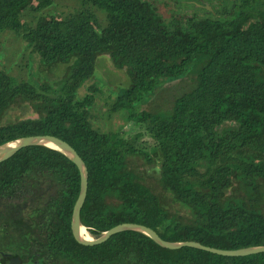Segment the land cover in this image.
Wrapping results in <instances>:
<instances>
[{
	"label": "trees",
	"instance_id": "16d2710c",
	"mask_svg": "<svg viewBox=\"0 0 264 264\" xmlns=\"http://www.w3.org/2000/svg\"><path fill=\"white\" fill-rule=\"evenodd\" d=\"M58 1L0 0V33L29 48L26 77L0 67V143L48 133L75 148L88 170L80 220L92 236L132 221L169 240L264 244V0L169 19L149 0H64L72 9L63 14L49 10ZM101 55L125 69L127 84L111 92L97 83ZM58 63L65 69L53 78ZM26 181L54 189L46 220L86 262L264 264V251L168 248L132 229L79 243L70 226L79 171L57 147L27 145L0 161V195Z\"/></svg>",
	"mask_w": 264,
	"mask_h": 264
},
{
	"label": "flooded vegetation",
	"instance_id": "af4514ba",
	"mask_svg": "<svg viewBox=\"0 0 264 264\" xmlns=\"http://www.w3.org/2000/svg\"><path fill=\"white\" fill-rule=\"evenodd\" d=\"M45 185L26 181L12 193L0 195V264H96L86 262L84 253H70L68 237L60 236L58 230L54 235L46 220L47 201L54 189Z\"/></svg>",
	"mask_w": 264,
	"mask_h": 264
},
{
	"label": "rangeland",
	"instance_id": "374dc122",
	"mask_svg": "<svg viewBox=\"0 0 264 264\" xmlns=\"http://www.w3.org/2000/svg\"><path fill=\"white\" fill-rule=\"evenodd\" d=\"M153 5H155L159 12L165 19H169L171 13L173 12L176 16H181L184 13H197L200 15L206 14L209 12L208 7L212 6H223L230 3L231 0H149ZM72 9L71 4L65 2L64 0H59L55 4L52 5L51 9L53 12L63 14ZM45 13H47L45 11ZM29 52V48L26 47L25 41L19 37L15 36L10 32H1L0 33V67L11 68V72L17 75H21L22 77H26V69L23 67V58L25 54ZM34 57L37 58V54L34 53ZM24 69V70H23ZM65 69V63H58L54 73L52 74L53 78L59 77ZM46 74V72H43ZM96 79L97 83H101L102 88L107 90L109 87V91L112 92V87L114 88L117 84H127L129 82V78L126 74L124 68L114 67L108 57L106 55H101L96 59ZM179 83L182 85H187V83H191V79L188 76L187 79L176 80L170 82L172 87H168L166 90L158 89L159 96L158 98L169 99L172 97L177 91V86ZM160 90V91H159ZM110 92V93H111ZM25 110V109H23ZM34 113H26V115ZM8 117L13 114L9 112ZM121 130H123V135L125 137H133L137 128L133 127L130 123L124 122L121 126ZM151 177V176H150ZM150 180V179H149ZM161 232L168 233V230L164 226L159 227Z\"/></svg>",
	"mask_w": 264,
	"mask_h": 264
},
{
	"label": "water",
	"instance_id": "95a60500",
	"mask_svg": "<svg viewBox=\"0 0 264 264\" xmlns=\"http://www.w3.org/2000/svg\"><path fill=\"white\" fill-rule=\"evenodd\" d=\"M46 145L49 147H57L60 149L78 168L79 171V192L74 202L70 226L71 231L75 239L83 244H97L102 241H105L111 234L126 230H138L144 232L150 236L156 243L163 247L168 248H179L184 245L194 246L202 248L211 252L224 254V255H246L256 252L264 251V244L249 245L238 248H219L210 245H205L196 240H169L163 238L157 230L154 228L145 225L143 223L132 222V221H123L119 222L108 229L102 231L98 236H92L87 233L85 226L81 223L80 220V209L84 202L88 184V170L85 164V161L78 154L75 148L66 140L60 138L59 136L53 134H31L20 136L15 139L8 140L6 142L0 143V161L12 156L19 148L27 145Z\"/></svg>",
	"mask_w": 264,
	"mask_h": 264
}]
</instances>
